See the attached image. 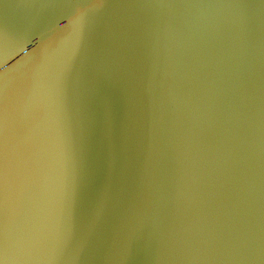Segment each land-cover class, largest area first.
Returning <instances> with one entry per match:
<instances>
[{"label": "water", "instance_id": "95a60500", "mask_svg": "<svg viewBox=\"0 0 264 264\" xmlns=\"http://www.w3.org/2000/svg\"><path fill=\"white\" fill-rule=\"evenodd\" d=\"M0 264H264V0H0Z\"/></svg>", "mask_w": 264, "mask_h": 264}]
</instances>
